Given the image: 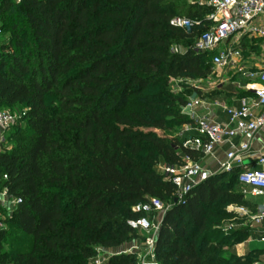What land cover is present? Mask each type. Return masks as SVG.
I'll return each mask as SVG.
<instances>
[{"label": "trees", "instance_id": "16d2710c", "mask_svg": "<svg viewBox=\"0 0 264 264\" xmlns=\"http://www.w3.org/2000/svg\"><path fill=\"white\" fill-rule=\"evenodd\" d=\"M19 1L30 37L18 22L9 25L0 112L24 107L27 135L14 153L0 150V191L20 200L10 224L30 240L2 254L11 232L0 229V264H92L94 246L116 248L132 238L128 222L141 217L133 209L154 198L171 204L157 236L158 264H246L227 259L234 233L218 228L234 217L228 206L248 207L239 170L202 183L183 204L174 203V186L159 171L195 157L176 137L192 123L179 115L187 101L167 88L173 79L210 76V55L192 46L209 29L213 8L178 0ZM0 3L3 13L15 6ZM176 16L195 27L173 28ZM181 45L188 51L174 54Z\"/></svg>", "mask_w": 264, "mask_h": 264}, {"label": "built area", "instance_id": "2783aa9c", "mask_svg": "<svg viewBox=\"0 0 264 264\" xmlns=\"http://www.w3.org/2000/svg\"><path fill=\"white\" fill-rule=\"evenodd\" d=\"M210 6L213 8V13L207 20L211 25L197 38L192 50L198 54L210 55L213 69H233L243 76L249 81L247 87H251L254 97L242 99L241 105L237 108L224 107L229 117V127L215 122L209 118V115L201 114L206 107L205 102L192 97L190 104L185 108L192 123L189 126L185 125L176 137L181 138L192 130L196 133L195 137L183 143V147L192 150L195 157L183 156L180 164L161 168L168 181L174 186V203L183 204L196 187L214 177L213 172L204 165V160L214 157L219 149L229 144L230 149L218 162L220 166L218 173H232L238 169L237 184L241 188L244 201L264 200V155L256 158L258 168L246 166V161L253 156L256 137L264 130V0H212ZM170 25L189 32L195 27L196 22L176 16L170 21ZM242 37L260 42L261 58L257 70L247 71L239 66L242 57L238 40ZM187 51L188 49L181 50L178 47L173 49L174 54H185ZM26 113H15L10 110L0 112V135L24 120ZM236 138L239 142L235 144L233 141ZM0 197L6 206H10L9 210L14 208L15 211L20 205V200L10 198L6 190L0 194ZM170 207L171 204L165 205L160 199L154 198L133 209L140 213L141 217L129 221V228L134 232L148 234L144 242V250L151 260L142 264H158L156 241L161 225L155 222V218L157 215H165ZM235 213L245 217L247 222L260 225L264 223V202L257 205L255 212L248 207H236ZM222 231L229 236L233 227L230 226ZM261 243L264 245V231ZM109 262L108 257L98 255L93 259L92 264H109Z\"/></svg>", "mask_w": 264, "mask_h": 264}, {"label": "rangeland", "instance_id": "374dc122", "mask_svg": "<svg viewBox=\"0 0 264 264\" xmlns=\"http://www.w3.org/2000/svg\"><path fill=\"white\" fill-rule=\"evenodd\" d=\"M15 3L14 7L9 8L5 13L1 12L2 4L0 3V50L4 53L7 52L6 47L11 43H13V39L11 38V31L8 29L9 25L18 22L19 29H24V31L27 32V37H30L29 31H27L28 25L24 21V16L21 11V9L18 7L20 4L19 0H13ZM180 2H183V6L187 5L190 7V5L198 3L202 6H210V3L212 0H178ZM180 7V9L183 8ZM188 9V8H187ZM186 9V10H187ZM185 10V11H186ZM183 10V13L185 12ZM20 35L23 36V31L20 32ZM243 39L249 40L248 37L240 38L238 40L239 46L238 48L243 47ZM252 45L250 48L255 51L256 54H259V50L257 47H254L253 40H250ZM250 43V42H249ZM250 43V44H251ZM28 43H25V48L27 47ZM256 45V42H255ZM176 47V46H175ZM181 50H185L186 47L181 45L177 46ZM207 60V59H206ZM207 66L212 70L210 76L205 79H199V80H189L184 78H177L170 81V84L167 88V92L169 95H172L174 97H181L182 99H185L187 101V105L190 104L192 97L194 95H197L195 100L203 101V102H217L216 100L220 97V91L219 86L224 84L226 81H231L229 77H227V71L226 70H216L211 67L210 64L206 61ZM229 76V75H228ZM228 82V83H229ZM54 97L49 98V110L52 111L54 108H56V105L52 104L51 102L54 101ZM185 107H182L180 110L181 116H183L182 121H191L190 116L188 115V111L185 109ZM15 113H24L27 112V110L24 109V107H17L13 110ZM191 123L185 124L190 125ZM179 127L178 132L184 128ZM159 135H165L164 132L156 131ZM27 135V121L22 120L17 125L13 126L11 129L6 130L2 132V136L0 137V150L1 151H7L8 153L12 154L14 153L15 149L19 148V142L20 139L25 138ZM69 135H73V132L69 133ZM60 141L63 144H67L71 146V143L69 141H65L62 136H58ZM181 141V140H180ZM183 141V140H182ZM181 141V143H182ZM67 155V154H63ZM161 173L163 172V168H159ZM239 190L237 185H234V192L237 193ZM3 191H0V194ZM11 198V197H10ZM2 200V197H0V201ZM3 201V200H2ZM0 202V229H4L6 232H11L8 237L4 238L3 241V249L2 254L9 255L14 251H17L19 248H25L28 244V241L30 240L26 236L22 235L20 231L17 230V228L10 224V218L13 216L14 208H11L10 210L6 206L4 202ZM165 205H168L170 203L164 201ZM231 206L227 207V211L233 214V218L226 219L225 221L221 222L220 226H218L219 229L224 230L230 226L233 227V238L229 240L227 245H232V248L229 250L228 248H225L224 251L229 253V257L227 259H230L232 257L235 258H245L244 263H250V264H258L259 261L264 260V254L261 255L260 253H248L251 245H244L242 250L247 252L248 254L241 255L237 253L236 246L240 245L242 242H240V239H245L243 233L235 232L237 228H242L247 225L246 218L242 215H238L235 213L236 207L240 206H233V208H230ZM160 220V219H159ZM148 237V234H142L139 232H135L132 238L124 243L120 247L111 248V249H105L101 246H94L93 249L96 252V256L101 255L104 257H108L110 261H112L115 258L120 257H130L131 259L136 260V264H142L146 262H150L151 258L146 255L147 251L144 250V242L146 241ZM238 241V242H237ZM231 243V244H230ZM233 243H236V245ZM233 254V255H232ZM92 263V262H91Z\"/></svg>", "mask_w": 264, "mask_h": 264}, {"label": "crops", "instance_id": "0c3cea01", "mask_svg": "<svg viewBox=\"0 0 264 264\" xmlns=\"http://www.w3.org/2000/svg\"><path fill=\"white\" fill-rule=\"evenodd\" d=\"M250 40L256 41V46L259 50V54H256L251 47L252 43ZM251 44H250V43ZM241 50V61L239 62V66L245 68L247 71L249 70H257L260 67V58H261V48L260 42L254 39H243V47L240 48ZM227 77L231 79V81H226L224 84L219 86L220 97L217 102H205L206 107L202 110L201 114L209 115V118L214 120L215 122L222 124L223 126L229 127V117L224 110V107H239L241 105V100L244 98H253L254 93L250 90L251 87H247L249 81H247L243 76L238 74L233 69L226 70ZM229 82V83H228ZM250 86L251 83H250ZM197 95L195 96V98ZM219 104V106H216ZM209 109V110H208ZM189 126V125H188ZM196 136V133L192 130L187 132L183 137L178 138L184 143L185 140H189ZM1 137V135H0ZM235 144L239 142V139L236 138L233 141ZM230 149V145H224L221 149H219L214 157L208 158L204 160V165H207L208 168L213 172L214 176L220 175L219 169V161H221L226 152ZM253 156L251 159L246 161V166L249 168H258L256 164V158L259 155H264V130L261 131L254 142L253 146ZM223 174V173H221ZM248 203V208L255 212L257 205H260L264 202L262 199H250L249 201H245ZM234 206V205H232ZM241 207V206H240ZM164 215H157L155 218V222L159 225L162 224ZM160 219V220H159ZM247 222V221H246ZM264 231V223L258 225L255 223L247 222V225L242 228H237L235 232L243 233L246 237L245 240L238 246H236L237 253L241 255H245L248 253H260L261 255L264 254V245L261 243V237ZM251 245L250 249L247 252L242 250L244 245ZM258 264H264V260L261 262L259 261Z\"/></svg>", "mask_w": 264, "mask_h": 264}, {"label": "water", "instance_id": "95a60500", "mask_svg": "<svg viewBox=\"0 0 264 264\" xmlns=\"http://www.w3.org/2000/svg\"><path fill=\"white\" fill-rule=\"evenodd\" d=\"M195 96H196V95L193 96V99H195ZM175 202H177V201H175Z\"/></svg>", "mask_w": 264, "mask_h": 264}]
</instances>
